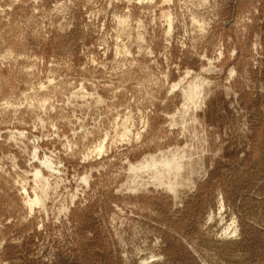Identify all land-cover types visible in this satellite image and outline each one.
<instances>
[{
    "label": "rangeland",
    "instance_id": "1",
    "mask_svg": "<svg viewBox=\"0 0 264 264\" xmlns=\"http://www.w3.org/2000/svg\"><path fill=\"white\" fill-rule=\"evenodd\" d=\"M0 264H264V0H0Z\"/></svg>",
    "mask_w": 264,
    "mask_h": 264
}]
</instances>
